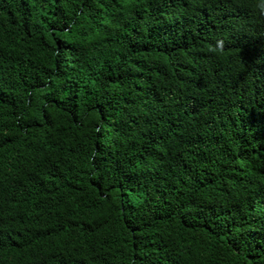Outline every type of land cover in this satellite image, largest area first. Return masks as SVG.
Returning <instances> with one entry per match:
<instances>
[{"label":"trees","instance_id":"1","mask_svg":"<svg viewBox=\"0 0 264 264\" xmlns=\"http://www.w3.org/2000/svg\"><path fill=\"white\" fill-rule=\"evenodd\" d=\"M255 3L0 0V264H264Z\"/></svg>","mask_w":264,"mask_h":264},{"label":"clouds","instance_id":"2","mask_svg":"<svg viewBox=\"0 0 264 264\" xmlns=\"http://www.w3.org/2000/svg\"><path fill=\"white\" fill-rule=\"evenodd\" d=\"M255 7L258 8L261 12H264V0H256ZM213 53H222L223 51V41L217 40L216 44L209 49Z\"/></svg>","mask_w":264,"mask_h":264}]
</instances>
